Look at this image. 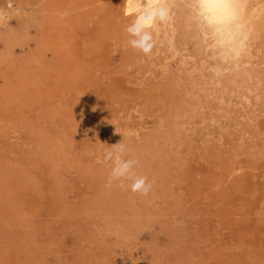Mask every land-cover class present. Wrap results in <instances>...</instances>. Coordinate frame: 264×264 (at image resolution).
Returning a JSON list of instances; mask_svg holds the SVG:
<instances>
[{"label": "rangeland", "instance_id": "obj_1", "mask_svg": "<svg viewBox=\"0 0 264 264\" xmlns=\"http://www.w3.org/2000/svg\"><path fill=\"white\" fill-rule=\"evenodd\" d=\"M123 2L0 0V264H264V3L221 64L182 13L133 51Z\"/></svg>", "mask_w": 264, "mask_h": 264}, {"label": "clouds", "instance_id": "obj_2", "mask_svg": "<svg viewBox=\"0 0 264 264\" xmlns=\"http://www.w3.org/2000/svg\"><path fill=\"white\" fill-rule=\"evenodd\" d=\"M254 11L250 0H124L123 15L131 18L124 28L127 46L150 56L160 29L173 25L177 14L182 13L186 27L196 33L212 58L228 64L237 61L247 49ZM130 151L122 140L106 150L102 159L98 158L97 163L110 169L104 187L115 186L147 197L153 191V182L137 172L140 161L128 155Z\"/></svg>", "mask_w": 264, "mask_h": 264}, {"label": "bare ground", "instance_id": "obj_3", "mask_svg": "<svg viewBox=\"0 0 264 264\" xmlns=\"http://www.w3.org/2000/svg\"><path fill=\"white\" fill-rule=\"evenodd\" d=\"M260 10H262V9H260ZM256 15H257V14H256ZM5 16H6V15H5L4 13H1V12H0V17H1V18H4ZM254 16H255V14H254ZM253 19H254V18H253ZM254 23H255V22H254ZM252 26H253V25H252Z\"/></svg>", "mask_w": 264, "mask_h": 264}]
</instances>
